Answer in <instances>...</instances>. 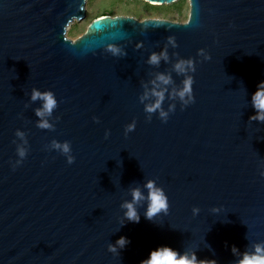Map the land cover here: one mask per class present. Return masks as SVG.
Returning <instances> with one entry per match:
<instances>
[{"label":"water","instance_id":"water-1","mask_svg":"<svg viewBox=\"0 0 264 264\" xmlns=\"http://www.w3.org/2000/svg\"><path fill=\"white\" fill-rule=\"evenodd\" d=\"M188 2L182 23L101 15L71 40L86 0H0V264H141L165 245L199 264H237L264 242V122L250 119L264 81V0ZM162 51L166 60L147 62ZM180 58L196 69L187 106L173 96ZM158 74L171 77L160 85L162 108L175 105L166 122L144 110ZM33 88L56 95L50 129L37 126ZM17 130L28 151L13 167ZM53 140L71 143L72 164ZM149 179L168 212L146 219L140 201L139 223L128 221L121 205L133 189L147 195ZM121 236L130 243L110 252Z\"/></svg>","mask_w":264,"mask_h":264},{"label":"clouds","instance_id":"clouds-1","mask_svg":"<svg viewBox=\"0 0 264 264\" xmlns=\"http://www.w3.org/2000/svg\"><path fill=\"white\" fill-rule=\"evenodd\" d=\"M168 42L173 46H176L175 38L172 36L168 37ZM138 47L140 44L138 43ZM107 51H109L113 56L126 55L124 50L117 45H108ZM199 55H203L205 59H210L211 57L205 54L203 49L198 50ZM166 51L161 53H151L148 57V63L152 65H157L160 63L161 59H167ZM174 70L182 75L184 78L181 82V87L173 91V96L178 98L180 104L187 106L194 102L195 97L193 94V83L194 77L192 73L196 71L194 61L190 58H180L173 65ZM171 83V77L166 74H158L156 79L152 81L153 87L151 89L150 95L155 97L152 103L145 104V112L149 114L148 119H151V114L158 113L159 119L166 122L168 120L170 112L175 111V105H170L169 109L166 111L162 108V102L165 99L166 89L160 88V85H168ZM149 92H145L141 100L147 99ZM41 100L42 107L36 110V116L40 119L37 122V126L41 129H50L53 127L52 123L47 119L51 117L54 110L58 106V100L56 95L51 90L40 91L33 88L31 91V100L36 101ZM252 106L256 110L255 115L250 117L252 120H257L264 122V81L258 83L256 91L252 93L251 96ZM98 121V118L96 119ZM135 130V121L128 124L125 128V133ZM16 135L23 141V143L17 145L16 154L19 159L15 161L16 165L22 163L23 158L27 154V141L24 140V133L17 130ZM109 135V132L105 131V138ZM52 150H56L65 156L68 164L74 162L75 157L72 155L71 143L67 140L56 141L53 140L50 145ZM261 176H264V171L260 172ZM144 187L147 189V195L141 192L139 188L133 189L132 200L124 202L121 207L125 209L124 217L131 222L139 223L140 215L138 214L136 204L140 201H146V208L144 216L146 219L152 220L160 214H167L169 208L168 196L161 186H159L155 180L149 179L146 181ZM193 214L199 213L198 208H193ZM130 241L124 237H119L114 244H108V250L112 253H116L118 249H123ZM235 251V248L233 249ZM141 264H199L195 253L189 254L188 252H179L178 250L170 246H158L157 248L151 250L148 257L141 261ZM237 264H264V242L257 243L253 247V251L244 252L241 258L237 261Z\"/></svg>","mask_w":264,"mask_h":264},{"label":"rangeland","instance_id":"rangeland-1","mask_svg":"<svg viewBox=\"0 0 264 264\" xmlns=\"http://www.w3.org/2000/svg\"><path fill=\"white\" fill-rule=\"evenodd\" d=\"M86 17L74 21L67 29L66 36L75 40L87 29L92 20L101 16H128L139 21L144 19H164L185 22L189 13L188 0H177L168 5H152L143 0H86Z\"/></svg>","mask_w":264,"mask_h":264},{"label":"bare ground","instance_id":"bare-ground-1","mask_svg":"<svg viewBox=\"0 0 264 264\" xmlns=\"http://www.w3.org/2000/svg\"><path fill=\"white\" fill-rule=\"evenodd\" d=\"M152 5H159V4H153V3H152Z\"/></svg>","mask_w":264,"mask_h":264}]
</instances>
